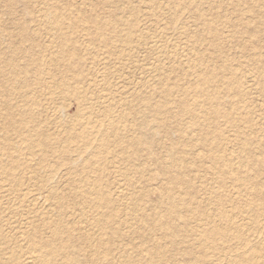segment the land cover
<instances>
[{
  "label": "bare ground",
  "instance_id": "1",
  "mask_svg": "<svg viewBox=\"0 0 264 264\" xmlns=\"http://www.w3.org/2000/svg\"><path fill=\"white\" fill-rule=\"evenodd\" d=\"M44 1L46 5L40 9L42 18L40 23L49 30H56L53 33L57 44L56 51L52 50L54 52L48 54V65L57 67V70L62 68L61 76L57 74L53 76V73H50L52 80L49 82L53 81L52 84L55 86L57 84L64 95L74 96L79 114L77 116L76 113L77 117L71 121L62 118L60 112L63 110L54 111L41 118L37 88L44 85L43 75L50 67L39 59L43 52L35 53L30 48L25 62L19 65L18 46L13 45V48L12 46L9 48V58L7 59V56L3 59L4 65L8 68L0 66V100L3 109L0 113V127L4 130L2 140L7 149L5 158L0 159V264H113L111 254L115 250V239L124 235L123 231L133 236L139 231L137 228L145 229L144 227L148 225L149 229L156 231L161 238L154 237V232L153 235L152 232L150 234L148 228H146L148 231L141 229L140 232L143 230L149 233V237H153L146 238L152 241L151 243L143 242L138 245V248L140 247L138 259L142 264H194L197 260L203 261V264H212L210 263L212 260L223 264L226 258L228 263L225 264H264V254L259 252L258 247L264 242V225L256 224L260 219H264V198L260 196L264 182L258 179V175L260 177V173L264 172V142L251 137V134L254 135L252 131L250 135V130L248 134L242 131L245 124L252 126L249 111L235 109L236 104L233 105L231 100L227 106L226 101L221 98V93L225 91H232L233 96H244L245 91L242 88L244 83L240 77L225 64L212 68L203 67L204 56L198 50L201 48L199 42H202L205 33L213 37V43L212 40L208 41L213 44L212 48L220 45L218 41L220 27L217 21L223 18L222 14L215 11L206 13L198 0H138L145 5L146 8L143 9L147 10L144 11H149L143 16L141 13L144 14V11L141 12L142 7L140 8L138 4L140 2H135L137 6L131 5L133 0H91L93 5L96 3L101 5L100 8H106L107 16H99L93 9L87 12L86 9L72 7L70 1L64 6H60L59 1L62 0ZM206 2L209 4L210 1ZM240 3H247V0H239L238 5ZM128 4L130 8L127 16L125 12L124 16L117 13L120 5L125 8ZM183 10L189 12L190 17L201 26L199 31L187 32V25L182 20ZM248 10L253 12L252 6H249ZM162 13L167 21L162 23L155 20V24H152L153 20L150 19V24L154 25V28L146 27L144 16H148L147 19L149 16L156 19ZM184 14L186 13L183 12ZM239 16L243 24L238 23L240 29L238 27L235 33L241 34V30H244V33L250 32L248 35L264 33L260 25L253 24L249 18L243 19L240 12ZM263 17H260L259 24H264ZM66 28L77 29L86 36V42L96 43L97 47L104 48L105 54L109 57L106 55L100 57L99 65L96 64L97 61L93 63L97 59H95L97 51L92 50L95 47L92 46L91 49L88 44L83 45L75 35L77 31L73 34L66 31ZM165 30H169V33L170 31L177 33L179 30L190 35L189 53L185 61L180 60L165 70L158 60L154 67L158 73L153 75L151 81L146 79L148 83H141L142 89L139 92L127 94L126 91L118 89L120 93H115L114 89L117 86L113 84L115 86L113 89L111 76L114 74L110 69L115 62L111 56H118L116 60L117 63L120 62L122 55L129 56L135 50L137 43L135 40L138 39L150 44L151 52L167 51L168 47L174 44V40L171 38L173 41H169V38L165 37L167 36L165 33H168ZM262 39L258 38L263 42ZM254 42L256 43H252L251 47L261 49L260 41ZM141 46L142 44L140 48L143 47ZM48 48V45L44 46L43 51ZM140 48L138 50H141ZM256 52L253 54L255 57H252L251 53L250 56L257 63H264V59L259 57V50V55ZM171 55L173 58H168L175 62V55ZM156 57L159 58L158 55ZM88 59L96 65L89 63L96 68L95 71L90 68L93 71L91 76L83 67V62H87ZM261 68L257 71L262 75L260 80L264 86V68L262 70ZM168 71L177 73L180 79H170L167 77ZM196 75L197 80L190 79ZM85 83H92L93 85H90L92 87L95 84L100 89L102 86V90L96 93V97L102 100L98 102L97 98L92 96L98 104L96 102L94 104L92 99L93 104H86L89 99L86 98L84 101L86 96L83 98L82 93H78L79 85ZM18 88L27 89L30 93L24 91L19 94ZM15 94L22 106L13 102ZM177 95L183 97L179 96L180 99L174 100V96ZM223 95L228 96L229 93ZM26 104H29L28 107H23ZM201 106L206 109L199 110ZM223 125L233 128L232 138L226 137L222 132ZM228 130L230 131V128ZM174 132L178 135L181 146L173 142L177 138H170ZM159 133H163L162 137L168 141L165 142L163 153L158 151V146L163 143L156 137ZM13 134L18 138V142L10 139L9 136ZM228 140L237 142L240 148L238 150L244 153V157L242 154L241 157L238 155L240 160L235 163L236 166L226 151L230 147V145L225 147ZM198 144L199 148L202 147L200 152H192L191 149H195ZM251 146L257 149L256 153L250 151ZM190 155H193V160L189 159ZM34 156L38 160L36 163L32 162ZM51 157L54 159L51 160ZM111 159H118L122 164L127 163L130 168L128 169L126 165H123V168L120 165L123 174L120 171L118 173L126 179L127 185L121 183L113 187V184H110L113 187L110 190L108 181L110 175L106 180L103 179V174ZM198 163H207L206 167L217 174L216 183H213L214 179L213 182L211 179L208 180L222 188L220 192L212 189L209 194L205 193L207 197L202 201L196 198L198 195L196 190L200 188H195L198 185L193 184L192 178L188 175L191 172L190 168H194ZM45 165L51 166V169L44 173ZM245 166L249 167L248 171L242 169ZM129 170L130 173L126 172ZM192 170L197 172L195 169ZM114 172L116 175L117 172ZM202 172L200 174L204 175ZM204 172L206 175L207 172ZM209 176L215 178L211 174ZM139 180L140 182L146 180L147 184L144 186L143 182L141 187ZM135 181L139 183L137 186L134 185L137 184ZM227 181L235 187V192L231 188L230 191L233 192L228 194L236 193L235 196H238L236 200H239L230 209L245 215L239 220H236V217L234 219L232 216L234 214L225 207L226 205L224 206L228 196L227 191L224 192ZM152 182L154 183L151 184ZM204 184L205 182L200 185ZM151 189L157 191L158 197L150 213L142 206ZM248 195L249 198L244 201L242 197ZM200 202H204L205 206ZM146 206L147 204L144 207ZM208 207L214 208L219 219L217 222L220 223L216 221L212 223L210 221V225L205 223L211 216L210 209H208L210 214L206 213ZM234 211L233 213H236ZM245 219L247 222H244ZM194 222L198 225H193ZM246 223H249L248 226ZM249 225L250 228H247ZM162 237L168 240L167 245L165 244L167 242L164 241L163 244L161 241ZM190 237L196 240L200 251L194 250L192 245L186 247L187 238ZM227 239L228 242L229 239H234L240 245L235 248L236 251L231 247L234 242L231 241L232 250L228 249V252L223 250L227 253L216 258L214 256L211 261L207 259L211 255L206 252L209 248L227 250V246H223ZM218 240L223 245L219 244ZM257 243L260 245H256ZM125 253L123 256L120 255L119 262H129L130 257L127 261ZM191 254L194 258L186 260L185 257ZM177 255L185 256L184 262L183 259H176ZM170 256H173L172 260L169 259Z\"/></svg>",
  "mask_w": 264,
  "mask_h": 264
},
{
  "label": "rangeland",
  "instance_id": "2",
  "mask_svg": "<svg viewBox=\"0 0 264 264\" xmlns=\"http://www.w3.org/2000/svg\"><path fill=\"white\" fill-rule=\"evenodd\" d=\"M66 1L65 0L64 1L63 0L62 1H59L60 4H61V5L60 4L59 5L60 6H64V4H67L70 1L69 3L72 5V7H76L77 6V8H81L82 10H85L86 9V11L87 10H90V9H93L94 11L98 12V13H96V12L95 13L98 14L99 16H103V15L104 16H107L106 8H104V7L100 8L101 5H98L96 3H95L96 5L95 4L93 5L92 4V1L93 0L92 1L91 0H66ZM88 1H89V3H88ZM198 1L203 5L204 9L206 10V13H210L212 11H215V12H218V13L222 14V16H223V18H220L219 21H217V23L219 24V27H220V32H219L220 35H219V40L218 41L220 43L219 46H221V47L220 48H218L219 46H216V47H213V48L211 47V45H213V44H211V43H213V37L209 33H208L209 35L207 33L203 34L202 42H199L200 44L198 43L199 45H201L200 46L201 48H198V50L204 56L203 67L212 68V67H219V66H221V64H225V65L228 66V69L229 70H231L232 72H236V75L240 77L241 82L244 83L243 86H242V88L245 91L244 96H242V97L233 96V92L232 91L231 92L225 91V93L224 92L221 93V96H222L221 98L224 100V102L226 101L225 102L226 105L228 103H230L229 100H231V102L233 103V105L236 104V105H234L235 109L236 108H240V109L242 108L241 109L242 111H244V110H248L249 111V118H251V120H252L251 121L252 126L250 127L249 124H248V126H247V124H245V126L242 125L244 127V130H242V128H241L242 126L240 128H241V130L245 134H248V132L250 130V132H249V135H250L251 134V131H252L255 136L251 134L250 135L251 137L258 138V139H260V140H262L264 142V89H263L264 86H262L261 80H260V78L262 77V75L257 71L261 67L264 68V63L259 64V63L256 62V60L254 58H252V57H255L253 54H254V52L257 51L256 54L258 53L257 55H259V52H260L259 57L261 56V58L264 59V46H263L264 45V40H263L264 39V33H261L260 34V32H259L258 34L248 35V34H250V32H245L244 33L243 32L244 30H241L240 31L241 34L240 33L239 34L238 33H235V31L237 30L238 27L240 29L239 24L240 25H241V23L243 24V22H242V20H241V18L239 16V12L241 13L243 19L249 18L250 20L253 21V24L255 23V25H260L261 29L264 30V28H263L264 27V24H259L258 23V21L264 16V9H263L264 8V0H247V3H242V4L240 3V5H238L239 0H209L210 1L209 4L206 2V0H198ZM44 2H45L44 0H0V57L2 58V59H0V66L1 67L3 66L4 69H7L8 68L6 65H4V63H3L4 60L3 59H6L7 56H8L7 59L9 58V56H10V54H9L10 50H9V48L11 46L13 48V45H14V47H17L18 46L17 47V50H20L17 53V55H18V57H17L18 59L17 60L19 61V65H22L25 62L26 55L30 52L29 51L30 49H33L32 51L35 52V53H37L38 51L39 52H43V54L41 56H39L40 57L39 59L41 61L46 62L47 63L46 65L49 66L50 69L46 70V73H44V75H43V78L45 79L44 85L37 88L38 89L37 90V93H39L37 102H38V105H39V109L41 110V118L46 117V114L49 115L50 113H52L54 111H57V112L59 111L60 112L61 110H63L62 112H60V113H62V114H60L62 116V118H64V120L71 121V120L75 119L78 116V114H79V110H78V107H77L78 104L75 101L74 96H72V95H64L63 92H62V90H60L61 88H59V86L56 83H55L56 84V86H55V85H53L54 84L53 81H52L53 84L51 82H49V81L52 80L51 77L49 76V75H51L50 73L52 72L53 73V76H57V75L61 76L62 75L61 74L62 73V68H58V70H57V67L54 68V67H52V65H48V63H49V57H48L49 55L48 54L50 52H54L52 50H55L56 51V49H57L56 48V45L57 44L54 41L55 40V34L54 33L56 32V30L55 29H52V30L50 29L49 30V28L43 27L42 24L40 23V21H42L41 20L42 18L40 16V9L46 5ZM131 2H132V4L130 3L131 5L137 6L139 4L140 5V8L142 7L141 12L144 11V10H147V9H143V8H146V7H144L145 5L143 3H141L140 1L133 0ZM135 2H140V3L137 4ZM209 5H211V6H209ZM97 6H99V7H97ZM122 6H123V4H122ZM249 6L250 7L252 6L253 12H251V11L248 10V7ZM127 7L123 8L120 5L119 11L117 13L118 14L120 13V15L122 14L121 16H124L125 13H127L125 15V16H127L129 14L128 13L129 8H130L129 7V4L127 5ZM95 8H96V10H95ZM236 9H239V11H237ZM103 11H104V13H103ZM148 12L149 11H144V14L142 12L141 15L142 16L143 15H147ZM183 12H185L186 14L183 15ZM162 14H160V16H158L159 19L158 18L153 19L154 17H150V16L147 19L146 17H148V16H144L145 18L143 17V20H145L147 22L146 27L147 26L148 27L152 26L151 29L154 28L153 27L154 25H152V24L153 23L155 24V20H159V22H162V23H164L165 21H167L166 16L164 17V14H163V17H162ZM181 14H182V16L185 17V18L183 17L182 20H183V23H185L187 25V32L199 31V29L201 28V26L198 25L197 22L194 21L192 17H190V13L189 12H186V10L185 11L183 10ZM187 14H188V16H187ZM150 19L153 20V21H151ZM150 21H151L152 24H150ZM23 24H25V25H23ZM251 25H252V23H251ZM23 26H25L26 28L24 29ZM158 28H155V29L157 30ZM65 30L68 31V32H73V34L77 31V29H75V30L72 29L71 30V29H67V28ZM159 30H160V28H159ZM165 31L169 33V30H165ZM178 31L179 30H177V33H175V31L174 32L172 31L173 33H171V31H170L171 36H170V33L169 34L168 33L167 34L165 33V35H167L165 37L166 38H169L168 39L169 41H173L174 40L173 41L174 44L171 47H168L169 49H167V51L166 50L165 51L156 50V52H151L149 50L150 49L149 48V45L150 44L141 42L138 39L139 42L137 40H135V42H137L138 44L137 43H136L137 45L135 44V50H133L134 53L131 51L132 52V53H130L131 55L128 53L129 56L128 55H124V56L122 55V57L120 56L121 57L120 59L123 60V58H124L123 61L122 60L121 61L119 60L120 62H118V63H120V64H118L117 63V60H116V58L118 56L117 57L111 56V57L114 58L113 59V58L110 57L112 60H114V62H115L114 64L115 65L117 64L116 65L117 67H115V65L113 66V64H111V66H113V67L110 68L112 70L113 74H114L113 76H111V77H113V79L111 78L113 80V81L111 80V83H112V85L114 84L115 86H117L115 88V86L113 85V89L115 88L114 89L115 93H117V92L120 93V90L121 91H124V92L126 91L127 94H129V92H137V91L139 92L142 89L141 83H143V82L148 83V80H150V79L152 80L153 75H156L158 73L155 70V68H154L158 60L161 61L160 64L162 65L163 68H165V70H166V68L171 67L172 64L173 65H176L177 62H180V60H182L181 62H184L186 55L189 53V51H188L189 49L188 48H189V44L190 43H189L188 40L190 38V35L188 33H181L180 31H179L180 32L179 33ZM75 35L78 37L79 41L83 45L88 44L89 47H91V49H92V46L95 47L92 50H93V52H96L97 51V53H95V59L97 58L98 60L96 59L95 62H93V63H96V61H97L96 64L99 65L100 63H98V62H101L100 61V57H105V55H106L104 48H102V47L100 48L99 46L97 47L96 46L97 45L96 43L86 42V40H85L86 39V36L83 35L81 32H78L77 31ZM258 38H260V39L263 38L262 39L263 42H261V40H258ZM135 39H137V38H135ZM142 41H143V39H142ZM208 41H211V43L208 42ZM254 41H257V43H259V41H260V43H261V45H260L261 49H258V48H255L254 49V47L253 48L251 47V44L252 43H256ZM84 42H86V43L84 44ZM175 42H176V45L177 46L175 45ZM141 44L143 46V47L141 46L143 49L140 48V45ZM208 44H210V46ZM47 45L49 46V48L46 51H43L44 46H47ZM144 45H146L147 47L144 46ZM172 47L174 48V50H173ZM139 48L141 50H138ZM146 48H147V50H145ZM8 50H9V52H8ZM258 50H259V52H258ZM1 52H4V54H3L4 56L1 54ZM157 52H159V53L160 52H163V53L157 54ZM250 53H251V56L253 55L252 57L250 56ZM164 54H165V57H164ZM171 54H174L175 55V59H176L175 62H174V60L170 59L172 57ZM157 55L159 56V58L156 57ZM106 56H108V55H106ZM125 56H127V57H125ZM168 57H170V58H168ZM125 58H127V59H125ZM253 59L255 61H253ZM88 61L85 62V63L83 62V65H84L83 67H84V69H86L88 71V73H90L89 75L91 76V74H92L91 72H93V71L96 70V68L94 67L96 65L93 64V63H91L89 59H88ZM89 63L93 64L94 66H92ZM90 68L93 71H91ZM113 68H115V69H113ZM117 68L119 70H116ZM262 68H261V70H262ZM44 72H45V70H44ZM172 72L173 71L166 72V73H168L167 77H169L170 79L172 78V80H175L177 78L180 79V76L178 77V74L177 73H176L177 74L176 75V74H174L175 72H173V73ZM90 76H88V77H90ZM195 77L192 76V77H190V79L191 80L193 79L195 81V79L197 80V75ZM146 79H148V80H146ZM89 81L91 82V80H89ZM181 82H184V81H181ZM49 84H50V86H53L54 88L48 86ZM85 84L79 85L78 93L79 94L82 93L81 94V97H83V98L86 96L83 99L84 101H86V98L90 100V101L87 100L86 101V104H89V103H92L93 104V101H94V104H95V102L97 100H98V102H100L102 99L97 98L96 97L97 96L96 93H97V91H101L102 90V86H101V89H100L99 86H97L99 88V89H97V87L94 84V86H93L94 87V90H93V87L90 86V85H93L92 83H85ZM118 89H120V90L118 91ZM17 91H18L19 94L20 93H23L24 91L26 93H30L29 90L22 89V88H18ZM92 91H94V92H92ZM49 93H50L51 97H50ZM93 93H95V94H93ZM119 93H117V94H119ZM228 93H229L228 96L227 95H223V94H228ZM92 96L95 97V98H97V100H93L95 98H93ZM179 96L180 95L174 96V100L175 99L177 100V98L180 99V98L183 97V96H180V98H179ZM91 99L93 101H91ZM12 100H13V102L15 104L22 106V103L19 101L18 98H16V94L13 96ZM98 102H96V103L98 104ZM1 105H2V103H1V100H0V113L3 110L1 108ZM28 105L29 104L23 105V107L27 108ZM202 106L199 108V110L200 109L201 110L206 109V108H203L204 106L203 107ZM243 107H244V109H243ZM55 109H57V110H55ZM97 117H99V116H97ZM187 117H188V115H187ZM248 127H249V129H248ZM229 128H230V131L228 130ZM221 129H222V132H224V134L226 135V137H228V138H232L233 137L232 136L234 134L233 128H231L229 126H224L223 125V126H221ZM3 135H4V130L0 127V159L1 160H3L5 158V152L7 150L5 148L6 145L4 146V144H3L4 143V141L2 140V136ZM13 135L12 136L11 135L9 136L10 139H12L13 141H15V140L17 141L18 138H15V135L14 136ZM162 136H163V133H159V134L156 135L157 139H159V140L161 139L160 140V143L163 141V143H161L160 146H162L163 144L164 145L162 147L158 146L159 147L158 148V151L159 152L161 151L163 153L164 152L163 151V148H164V146H166L165 145V142L168 143V141H167V139L165 137H162ZM171 136H173V137H171ZM177 137H178V135L175 132L174 133H171V135H170V138L171 139L172 138H177ZM176 140H178V141H176ZM176 140L173 141V142H176L177 143L175 145L181 146L180 145L181 143L179 142V139L177 138ZM228 141L226 143L228 145H226L225 147L227 148L229 145H230V147L228 149H226V151H227L228 155L231 156V158H233V160H232V161H234L233 164L236 166L235 163H238V161L240 160L241 154L244 157V155H243L244 153H241V151L238 150L240 148H239V145L237 144V142L235 143V141L230 140L231 142L229 141L230 142L229 143ZM232 143L234 144V146H233ZM236 145H238V146H236ZM231 146H232V148H231ZM199 147L200 146L198 144V146H195L194 147L195 149L192 148L191 151L193 150L192 152H194V153H196V151L197 152H200V150L202 149V147L201 148H199ZM230 148H231V150H230ZM249 149H251L250 150L251 152L252 151L254 153L257 152V149L254 146H251ZM228 150H230V151H228ZM237 152L239 154H237ZM73 155L75 156L74 153H73ZM238 155H240V157ZM28 156L29 155H26V157H28ZM232 156H234L235 158L232 157ZM237 156H238V158H237ZM52 158L53 157H51V160L54 159V158L53 159ZM74 158H77V157H74ZM189 159H192L193 160V155H190L189 156ZM32 162L33 163L38 162L36 156L33 157V161ZM117 162H118V165H116ZM202 164H199L198 163V165H196L194 168L193 167L190 168L191 169V172L188 171L189 172L188 175H190V178H192L191 179L192 182H194L193 184L198 185V186H195L194 185L195 188L196 189L200 188V189L196 190V194H198L196 196V198H198L199 201H202L203 198L207 197V194H205V193H208L209 194V191L210 192L213 191V190L219 191V190L222 189L220 186H218V184L217 185L216 184L215 185L212 184V182L216 179V175L217 174H215L214 172H212V170L210 168L206 167V164L207 163L206 164H203V165ZM109 165H111V167H109ZM120 165H122V166L123 165H126L128 169L130 168V167H128L130 165L127 164V163L126 164H122V163H119L118 159H111V161L107 164L108 167L105 170L106 172L104 171V174H103L104 175V178L103 179H106L107 180V176L110 175V177L108 176V181L110 182V183L109 182L108 183H109V186H111L110 187V190L116 184L119 185V184L122 183L121 185H124V186L127 185L126 179H123V177H121V175H119V173L121 172L120 170L122 169V167ZM117 166L118 167L120 166V167L118 168ZM50 167H48V166L45 165L43 167L44 173L50 171V169H51ZM245 167H242V169H244L246 171V169H247L248 166L246 168ZM253 167H255V165ZM123 168H124V166H123ZM205 168H207L208 170H206ZM192 169L197 170V172H194ZM248 169H249V167H248ZM248 169H247V171H248ZM114 171L117 172L116 175L114 174L115 173ZM204 171L207 172L206 175H205V172ZM209 171H210V173H209ZM80 172L82 173V171H80ZM80 172H78V173H80ZM107 172H109V173L107 174ZM126 172H129L130 173V170L129 171H126ZM201 172L204 173V175L203 174H200ZM121 174H123V173L121 172ZM209 174H211V176H215V178L214 177H211L210 178ZM207 175H208L209 178L207 177ZM260 175H261L260 177L258 175V179H261L264 182V172L263 173H260ZM123 176L125 178V175H123ZM197 176L199 178H197ZM203 176L206 177V178H204ZM65 177H66V174H65ZM57 178H58V176H57ZM115 178L117 179V181H116ZM111 179H113V180H111ZM119 179H120V181H118ZM132 179H135V178H132ZM198 179L200 181H198ZM208 179H211L212 182L210 180H208ZM63 180H64V177H63ZM121 180H122V182H121ZM205 180H207V181H205ZM116 182H119V183H116ZM135 182L137 183V184H134L135 186H137L139 183L141 185L143 182H145V183H143L142 185L145 186V184H147L146 180L145 181L142 180V182H140V180H139L138 181L139 183L137 181H135ZM203 182H205V184L204 185H200ZM153 183L154 182H152L151 184H153ZM213 183H216V180ZM110 184H113V187ZM142 185H141V187H142ZM152 187H154V186L152 185ZM231 188H233L232 190H234L235 187L231 185V182L230 181H227L226 186L224 187V189H225L224 192L227 191L226 193L228 195V196L226 195L227 196V201L224 203V206L226 205L225 207H227V209H230V208L232 209L233 206H235L236 202L239 201V200H236V199H238V196H235L236 193L235 194L234 193L228 194V193H230L232 191V190L230 191ZM234 192H235V190H234ZM199 194H200V197H199ZM201 194H203V195H201ZM231 195H232V197H231ZM233 196H235V197H233ZM260 196H261V198H264V188H263V191L261 192ZM146 197H148V198H145V201L143 203V206L142 205L141 206L143 207L144 210H146L147 212H150L151 213V211H153V207L155 205L154 202H155V200H157V197H158L157 191H155V190L153 191L151 189L149 191V194ZM245 197L246 196H243L242 197V199L244 198L243 199L244 201H245V199H248L249 198V195L246 198ZM231 198H232V200H231ZM242 199H240V201H243ZM150 203H151V205H150ZM200 203L203 206H205V203L204 202L203 203L200 202ZM145 204H147V206H149V207H147V206L144 207ZM230 204H232V205H230ZM150 209H151V211H150ZM208 209H210L211 212ZM231 209H230L231 213L235 215V216L232 215L234 217V219L236 217L237 218L236 220H239L243 216H245V215H243V213L240 214V211H234L233 210L234 212H236V213H233V211ZM214 211L215 210L212 207H208L206 209V213L211 215V216L210 215H207L208 217L210 216L209 217L210 220L207 219L205 221L206 224L208 223L210 225L212 222H215V221L217 222V220H219L218 217H216ZM230 211H229V213H230ZM212 216H213V218L214 217H216V218L213 219ZM210 221H211V223H210ZM245 221H246V219L244 220V222ZM262 221L264 222V219H260L259 222H257L256 224H258V223L260 224L261 223L260 225L262 226V225H264V223ZM196 222H194L193 225H196V224L198 225V223H196ZM217 223H220V222H217ZM248 224L249 223H246V226H248ZM256 224H253V225H256ZM144 228L145 229L148 228L149 233L151 234V232H152V235H153V232H154V234H155L154 237H158V238L160 237V236H158V233L156 234V231H154L152 229H149L150 228L149 225H148V227L145 226ZM247 228H250V225ZM141 229H143V228H141V227L139 229L137 228V230H139V231H136L135 235H133V236H131V234L126 233L125 231H123L124 235H122L120 237H117L115 239V241H116V242L114 241L115 250L111 254V258L113 259V260L112 259L111 260L114 262L113 264H125V263L126 264H130V262H131V264H142V263H140V260L138 259V256L140 255V250H139V253H138V249H140V247L138 248V245L140 243L143 244V242L144 243H146V242L147 243L148 242L151 243L152 241H150V240L148 241V239H151L153 237H149L148 236L149 233L148 232H144V231H148L147 229L146 230L143 229L144 230V231L142 230L143 233L140 232ZM144 233H147V235H145ZM250 233H254V232H250ZM250 235H251L250 238H252V234H250ZM131 237L133 239H131ZM147 237H149V238L146 239ZM136 238H140V239H136ZM144 239H145V241H144ZM187 239H188L187 240L188 242H186V247H191V245H192V248H194V250L200 251L199 250V247H197L196 240H194L191 237L190 238H187ZM166 240H164L163 237L161 239V241L163 242V244H164V241L165 242L168 241V240L167 241ZM191 240H193V241H191ZM229 240H230V242H228V239H227V242L225 240V242H226L227 245L225 244V242H223L224 243V245H223V243H221L218 240V243L219 244L223 245L224 247L227 246V250L226 249H222V250H219L218 251V250H214V249L211 248L213 250L212 251L210 248L209 249L207 248L208 251L211 250L210 252H208L206 250V252H207L208 255L211 254L210 257L207 256V257H209L207 259H209L211 261V259L214 258V256L216 258V256H218V255L222 256L221 254H226L229 251L228 249H231V247L233 248V250H235V248L237 249L240 246V245H238L236 243V241L234 239H229ZM231 241L232 242L234 241L235 244H234V242L232 243ZM193 242H194V245H193ZM231 243H232L233 246H231ZM263 243H261V245H260V243H257L256 245H260V246H258L259 247V252H261V253L263 252V254H264V249H263L264 248V244ZM165 244L167 245L168 242L165 243ZM183 244H181V246ZM234 245H236V246H234ZM121 248H124V249H121ZM135 249H136V252H135ZM223 250H225L227 252H223ZM131 251H133V252L131 253ZM124 252H126L124 255L128 257V258L126 257L127 258V261L129 260V257H130L129 262L124 261L125 262L124 263V262H119L118 261L119 260L118 258L120 257V255L123 256V253ZM129 252H130V254H129ZM233 253H235V252L233 251ZM135 255H136V257H135ZM189 256H191V257H189ZM170 257L171 258H169V259L172 260L173 256H170ZM180 257H182V258H180ZM180 257H179V255H177L175 258L176 259H181V260L183 259L182 262H184L185 259L183 257H185V256H181L180 255ZM187 257H189V258H187ZM187 257H185L186 260L187 259L188 260H192L194 258L193 257V254L188 255ZM199 261L200 260H197L194 264H203V261H200V262ZM213 262L214 261L212 260L210 263H212V264H214V263L215 264H221L222 263V262L221 263H216V262L213 263ZM225 263H228L227 262V258L224 259L223 264H225ZM183 264H185V263H183Z\"/></svg>",
  "mask_w": 264,
  "mask_h": 264
}]
</instances>
